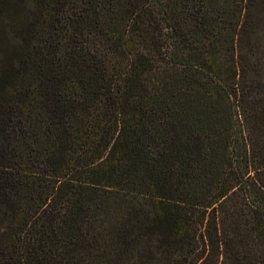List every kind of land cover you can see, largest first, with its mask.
Segmentation results:
<instances>
[{"label":"trees","instance_id":"trees-1","mask_svg":"<svg viewBox=\"0 0 264 264\" xmlns=\"http://www.w3.org/2000/svg\"><path fill=\"white\" fill-rule=\"evenodd\" d=\"M5 19L0 264H264V0H0Z\"/></svg>","mask_w":264,"mask_h":264},{"label":"rangeland","instance_id":"rangeland-1","mask_svg":"<svg viewBox=\"0 0 264 264\" xmlns=\"http://www.w3.org/2000/svg\"><path fill=\"white\" fill-rule=\"evenodd\" d=\"M10 25L11 22L7 19L0 21V27L6 31L0 35V66L9 57L11 45L14 46V34L8 28ZM58 37L57 34L50 33L48 29L40 31L38 37L32 41L30 46V62L36 63L43 58H47L52 52L54 40Z\"/></svg>","mask_w":264,"mask_h":264}]
</instances>
